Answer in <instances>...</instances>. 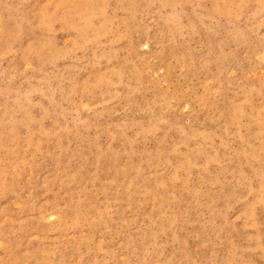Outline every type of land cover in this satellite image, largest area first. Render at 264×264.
I'll return each instance as SVG.
<instances>
[{
    "label": "rangeland",
    "instance_id": "obj_1",
    "mask_svg": "<svg viewBox=\"0 0 264 264\" xmlns=\"http://www.w3.org/2000/svg\"><path fill=\"white\" fill-rule=\"evenodd\" d=\"M0 264H264V0H0Z\"/></svg>",
    "mask_w": 264,
    "mask_h": 264
}]
</instances>
